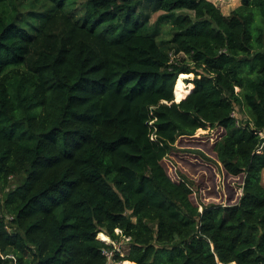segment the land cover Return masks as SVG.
Wrapping results in <instances>:
<instances>
[{"label":"trees","instance_id":"trees-1","mask_svg":"<svg viewBox=\"0 0 264 264\" xmlns=\"http://www.w3.org/2000/svg\"><path fill=\"white\" fill-rule=\"evenodd\" d=\"M79 1L0 0V264H264V0ZM208 127L233 205L164 164Z\"/></svg>","mask_w":264,"mask_h":264},{"label":"rangeland","instance_id":"rangeland-1","mask_svg":"<svg viewBox=\"0 0 264 264\" xmlns=\"http://www.w3.org/2000/svg\"><path fill=\"white\" fill-rule=\"evenodd\" d=\"M85 0H80L79 3H83ZM219 7L225 16L231 14L233 10L238 8L242 4V0H209ZM78 3V4H79ZM149 8L146 13H149ZM161 12L155 13L151 17V23H155ZM171 20L163 25V30L168 31ZM163 31V32H164ZM163 35V33H162ZM171 35H165V39H171ZM161 38V37H159ZM162 38V39H164ZM184 78V83H187V79ZM176 101H181L177 99ZM237 116L241 120H245L247 117L244 113L237 109ZM216 127H208L207 130H199L193 138L188 141L179 140L177 142L176 149L173 154H171L168 160L164 161L165 166L168 168L167 161L172 162V167L175 166L176 172L180 175L181 170L188 174L192 181H195L196 185L194 187L195 191V202L199 205L208 203H217L223 205H233L235 204L242 194L241 178L227 179L223 166L216 160L212 153V144L216 139ZM211 141V142H210ZM201 142H206L201 143ZM204 153L209 159H203L200 153ZM170 159V160H169ZM169 170V169H168ZM264 183V174H263ZM194 186V185H193ZM203 207H201V211ZM109 241V240H108ZM128 241V240H127ZM108 243H111L109 241ZM128 242H121L115 244V249L121 253V255H126L129 252ZM125 261L123 264H129Z\"/></svg>","mask_w":264,"mask_h":264},{"label":"bare ground","instance_id":"bare-ground-1","mask_svg":"<svg viewBox=\"0 0 264 264\" xmlns=\"http://www.w3.org/2000/svg\"><path fill=\"white\" fill-rule=\"evenodd\" d=\"M175 94H176L178 100H183V99L187 98V96L189 95V93L184 92L182 90L176 91ZM99 237L103 240H109L108 237L104 234H99Z\"/></svg>","mask_w":264,"mask_h":264},{"label":"water","instance_id":"water-1","mask_svg":"<svg viewBox=\"0 0 264 264\" xmlns=\"http://www.w3.org/2000/svg\"><path fill=\"white\" fill-rule=\"evenodd\" d=\"M177 102H179V101H177ZM108 239H109V238H108ZM105 241L109 242V241H111V240L109 239V241H108V240H105Z\"/></svg>","mask_w":264,"mask_h":264},{"label":"built area","instance_id":"built-area-1","mask_svg":"<svg viewBox=\"0 0 264 264\" xmlns=\"http://www.w3.org/2000/svg\"><path fill=\"white\" fill-rule=\"evenodd\" d=\"M230 264H236V263H230Z\"/></svg>","mask_w":264,"mask_h":264}]
</instances>
